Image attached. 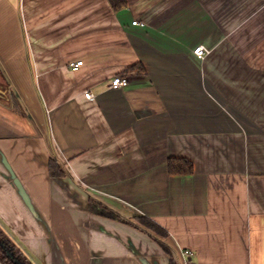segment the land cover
Masks as SVG:
<instances>
[{"label": "crops", "instance_id": "obj_1", "mask_svg": "<svg viewBox=\"0 0 264 264\" xmlns=\"http://www.w3.org/2000/svg\"><path fill=\"white\" fill-rule=\"evenodd\" d=\"M0 225L33 264H264V0H0Z\"/></svg>", "mask_w": 264, "mask_h": 264}, {"label": "trees", "instance_id": "obj_2", "mask_svg": "<svg viewBox=\"0 0 264 264\" xmlns=\"http://www.w3.org/2000/svg\"><path fill=\"white\" fill-rule=\"evenodd\" d=\"M109 2L112 8L116 10L117 12H119L120 9L125 8L128 4V0H109ZM137 66L138 64L129 67L127 70H134L135 68H137ZM168 163H169L170 173L172 174L181 175V174L194 172V167H195L194 162H192L187 157L186 158L171 157ZM49 166H50V171H51L52 176L62 177L66 173L64 166H62L55 157L51 158ZM93 210H96L100 214L108 216V217L110 216L112 217L116 215L113 211L109 210L108 208L102 205L98 206L97 208H95L94 206ZM139 220L143 225L150 228L154 233L160 234V235L166 234L165 230L161 227V225L156 224L149 217L141 216ZM3 240L7 241L4 238ZM3 240L0 241V261H2V263L4 264H32L30 260L29 261L27 260L25 253L21 249L19 251L23 255L20 254L19 255L20 257H17L19 258V260L16 259V256L14 255L15 253H17L15 252L16 250L12 247H8L9 241L5 243Z\"/></svg>", "mask_w": 264, "mask_h": 264}, {"label": "built area", "instance_id": "obj_3", "mask_svg": "<svg viewBox=\"0 0 264 264\" xmlns=\"http://www.w3.org/2000/svg\"><path fill=\"white\" fill-rule=\"evenodd\" d=\"M138 23L137 20H135L133 22L134 25H136ZM141 25H143V23H140ZM194 53L197 55V57L203 59L205 57H207L210 53L211 50L208 49L205 45H198V47L195 48ZM83 64V61H78V62H73L70 63V66L75 68L78 67L80 65ZM128 83V78L124 77V76H116L113 81L111 86L114 88H122V86L126 85ZM86 96L88 99H93L95 97V94L91 91V92H86ZM188 253V252H187Z\"/></svg>", "mask_w": 264, "mask_h": 264}, {"label": "rangeland", "instance_id": "obj_4", "mask_svg": "<svg viewBox=\"0 0 264 264\" xmlns=\"http://www.w3.org/2000/svg\"><path fill=\"white\" fill-rule=\"evenodd\" d=\"M3 238L6 239L7 241L3 240ZM1 240H3L5 243L9 241V246L8 247H12V248H14L16 250L15 252H17V253H15L14 255L16 256V259L19 260V258H17V257H20L19 256L20 254L23 255L19 251L20 249L22 250L21 246L18 244L19 242L11 235V233L8 232V229H5L3 226L0 225V241ZM26 258H27L28 261L30 260L27 255H26ZM31 263L33 264L32 261H31Z\"/></svg>", "mask_w": 264, "mask_h": 264}, {"label": "water", "instance_id": "obj_5", "mask_svg": "<svg viewBox=\"0 0 264 264\" xmlns=\"http://www.w3.org/2000/svg\"><path fill=\"white\" fill-rule=\"evenodd\" d=\"M15 183L18 184V186H19V188H20V191H21V194H22V196L26 199L28 205H29L30 207H32L31 200H30V198H29V196H28V194H27V192H26V190H25L23 184L20 183V181H19L17 178L15 179ZM0 264H4V263H2V261H0Z\"/></svg>", "mask_w": 264, "mask_h": 264}]
</instances>
